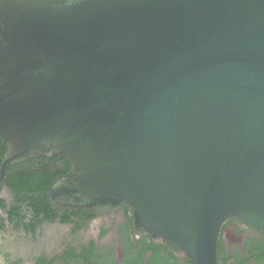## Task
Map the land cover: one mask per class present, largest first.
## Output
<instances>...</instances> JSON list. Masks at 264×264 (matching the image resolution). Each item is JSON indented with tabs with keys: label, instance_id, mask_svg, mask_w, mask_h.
I'll return each instance as SVG.
<instances>
[{
	"label": "water",
	"instance_id": "1",
	"mask_svg": "<svg viewBox=\"0 0 264 264\" xmlns=\"http://www.w3.org/2000/svg\"><path fill=\"white\" fill-rule=\"evenodd\" d=\"M0 140V175L70 165L50 204L218 264L228 219L264 234V0H0Z\"/></svg>",
	"mask_w": 264,
	"mask_h": 264
},
{
	"label": "flooded vegetation",
	"instance_id": "2",
	"mask_svg": "<svg viewBox=\"0 0 264 264\" xmlns=\"http://www.w3.org/2000/svg\"><path fill=\"white\" fill-rule=\"evenodd\" d=\"M6 154L0 140V167ZM69 171L70 165L55 157L5 168L0 175V264H190L186 256L136 234L127 205L95 212L50 204L51 186ZM216 252L218 264H264V234L228 219Z\"/></svg>",
	"mask_w": 264,
	"mask_h": 264
},
{
	"label": "trees",
	"instance_id": "3",
	"mask_svg": "<svg viewBox=\"0 0 264 264\" xmlns=\"http://www.w3.org/2000/svg\"><path fill=\"white\" fill-rule=\"evenodd\" d=\"M49 184H51V181L47 180L46 185L48 186Z\"/></svg>",
	"mask_w": 264,
	"mask_h": 264
}]
</instances>
